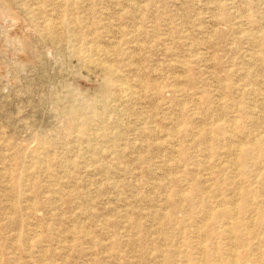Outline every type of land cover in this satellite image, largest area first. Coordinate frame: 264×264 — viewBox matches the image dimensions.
Masks as SVG:
<instances>
[{
	"label": "rangeland",
	"instance_id": "obj_1",
	"mask_svg": "<svg viewBox=\"0 0 264 264\" xmlns=\"http://www.w3.org/2000/svg\"><path fill=\"white\" fill-rule=\"evenodd\" d=\"M0 264H264V0H0Z\"/></svg>",
	"mask_w": 264,
	"mask_h": 264
},
{
	"label": "bare ground",
	"instance_id": "obj_2",
	"mask_svg": "<svg viewBox=\"0 0 264 264\" xmlns=\"http://www.w3.org/2000/svg\"><path fill=\"white\" fill-rule=\"evenodd\" d=\"M131 3V2H130ZM135 3V2H134ZM139 4V3H138ZM133 5H135V4H133ZM137 5V4H136ZM136 5H135V7H136ZM138 8V7H137ZM3 9H4V7H3ZM9 10V9H8ZM5 11V10H4ZM4 11H2L3 13H4ZM9 12V11H8ZM7 12V13H8ZM6 13V12H5ZM4 13V15L3 16H5L6 14ZM9 15V14H8ZM134 15V14H133ZM11 16V15H10ZM148 16V15H147ZM163 17V16H162ZM5 18H6V16H5ZM7 19H9V18H7ZM66 19V18H65ZM2 20V19H1ZM14 20V19H13ZM3 21V20H2ZM47 24H51L52 26H54V24L53 23H47ZM3 25V24H2ZM106 25V24H105ZM1 27H3V26H1ZM80 28V27H79ZM2 29V28H1ZM65 29V28H64ZM10 30V29H9ZM58 30V29H57ZM121 32V31H120ZM7 33V32H6ZM58 32H56V34H57ZM9 34V33H8ZM252 34V33H251ZM130 36V35H129ZM14 38V37H13ZM98 42V41H97ZM95 47L97 48V47H99V46H96L95 45ZM106 47V46H105ZM96 50V49H95ZM99 50V49H98ZM127 50V49H126ZM100 51V50H99ZM129 52H130V49H129ZM96 53V52H95ZM130 54V53H129ZM95 56V55H94ZM99 59V61H101L102 63H104V59L101 57V58H98ZM258 60V59H257ZM96 62V61H95ZM106 63V62H105ZM101 64V63H100ZM22 65V64H21ZM106 66V65H105ZM116 66V65H115ZM107 69H108V72L113 76V77H115V80H116V83H114V82H112V84L111 83H109L110 84V86H109V88L111 89H113V90H115V92H117L119 95V98L120 97H122V96H126L127 94L128 95H131V96H133V90H132V87H131V85H128L127 83H124V82H119V81H117V77H119L120 76V74H119V71H118V69H117V67H114V66H107ZM120 69V68H119ZM125 74V73H124ZM133 85V84H132ZM143 87V86H142ZM106 88V87H105ZM134 88V87H133ZM153 88V87H152ZM110 89H108L107 88V91H108V93H110ZM137 89V88H136ZM140 91V90H139ZM136 92H138V91H136ZM140 93V92H139ZM110 95V94H109ZM142 95V94H141ZM117 96V97H118ZM140 96V95H139ZM130 97V96H129ZM135 98V97H134ZM118 99V98H117ZM109 100H110V98H109ZM75 101V100H74ZM103 101V100H102ZM105 101H108V100H105ZM128 101V100H127ZM96 102V101H95ZM140 104V103H139ZM118 106V105H117ZM93 107V106H92ZM107 108V107H106ZM117 108V107H116ZM127 108V107H126ZM103 111V110H102ZM153 113V112H152ZM122 116V115H121ZM92 119V118H91ZM100 123V122H99ZM103 124V123H102ZM151 127V126H150ZM154 127V126H153ZM109 128V127H108ZM86 129H87V125H86V123H82L81 125H80V131L81 132H85L86 131ZM103 129V128H102ZM107 129V128H106ZM108 131V130H107ZM106 131V132H107ZM113 133H115V132H113ZM112 133V134H113ZM116 134V133H115ZM178 135V134H177ZM197 135V134H196ZM113 136H114V134H113ZM110 137V136H109ZM115 137H117V136H115ZM107 138V137H106ZM114 138V137H113ZM111 139V138H110ZM109 138H108V140H110ZM114 140V139H113ZM253 140H255V138L253 139ZM86 141V140H85ZM258 141H260V140H258ZM250 142H251V140H250ZM237 143V142H236ZM247 143V142H246ZM95 144V143H94ZM252 144H254V143H252ZM64 145V144H63ZM244 145V144H243ZM240 146V145H239ZM238 146V147H239ZM256 146V145H255ZM239 148H241V147H239ZM180 151V150H179ZM119 152V151H118ZM239 152H241V150L239 151ZM250 151H247V153H249ZM240 154V153H239ZM237 156V155H236ZM258 156V155H257ZM44 158V157H43ZM237 158V157H236ZM106 167V166H105ZM208 170H210V169H208ZM212 174V173H211ZM171 175V174H170ZM210 177V176H209ZM117 182V181H116ZM213 182V181H212ZM223 184V183H222ZM33 185V184H32ZM212 185V184H211ZM241 186V185H240ZM238 190H240L241 191V189L238 187ZM206 193V192H205ZM220 194H222V193H220ZM210 200V199H209ZM85 202V201H84ZM222 203V202H221ZM258 204V203H257ZM225 208H227V207H225ZM235 208V207H234ZM239 212V211H238ZM227 213H229V211L226 209V211H224L223 212V214H227ZM238 214V213H237ZM231 215V214H230ZM235 216V215H234ZM238 218V217H237ZM230 219H232L231 217H230ZM229 219V220H230ZM253 221V220H252ZM255 221V220H254ZM253 224V223H252ZM231 225H232V223H231ZM250 225V224H249ZM233 230V229H232ZM234 231V230H233ZM231 233V232H230ZM258 237H259V235H258ZM227 238V237H226ZM260 238V237H259ZM247 241H248V239H247ZM202 243V242H201ZM204 244H205V242H203ZM28 246V245H27ZM230 246H232V245H230ZM207 250V249H206ZM207 252V251H206ZM236 255V254H235ZM206 256V255H205ZM235 258V257H234ZM262 258V257H261ZM206 259V258H205ZM207 261V260H206ZM234 261V260H233ZM262 261V260H261Z\"/></svg>",
	"mask_w": 264,
	"mask_h": 264
}]
</instances>
